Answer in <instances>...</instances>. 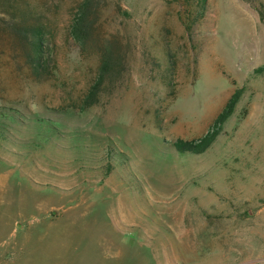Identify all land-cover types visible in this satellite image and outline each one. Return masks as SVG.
Segmentation results:
<instances>
[{
    "label": "rangeland",
    "instance_id": "rangeland-1",
    "mask_svg": "<svg viewBox=\"0 0 264 264\" xmlns=\"http://www.w3.org/2000/svg\"><path fill=\"white\" fill-rule=\"evenodd\" d=\"M79 1L42 0L52 51L40 70L0 25V109L21 115L0 116L12 143L0 140V260L264 264V0H207L204 18L191 0H99L86 51L69 36ZM107 41L122 66L81 112ZM238 90L205 153L175 150Z\"/></svg>",
    "mask_w": 264,
    "mask_h": 264
},
{
    "label": "trees",
    "instance_id": "trees-1",
    "mask_svg": "<svg viewBox=\"0 0 264 264\" xmlns=\"http://www.w3.org/2000/svg\"><path fill=\"white\" fill-rule=\"evenodd\" d=\"M99 0H80L76 6L74 16L69 24V36L78 45L81 51L92 45L97 44L99 35L97 31L96 10ZM207 0H191L187 6L190 9H198L200 18H204ZM50 10L42 0H0V25L5 28L14 38L20 41L27 50V58L35 70L44 67L46 59L51 55L52 42L49 40ZM187 18L185 23L186 31L189 33L193 25L200 18L195 17L192 22ZM99 50V69L96 81L91 85L87 94L80 101L76 108L85 112L96 106L100 102V97L104 92L107 82H113L119 74L118 68L122 66L124 53L116 42L107 41ZM170 66L172 65L169 61ZM256 74L263 75L264 67L256 69ZM242 91H236L218 115L210 130L200 139L193 141H176L173 146L179 153L201 155L205 153L220 136L223 125L235 113L236 107L241 100ZM11 109H0V116L12 121L21 122V115L17 111H7ZM16 112V113H15ZM5 128L0 127V140L5 144L11 145L9 135ZM46 130V129H44ZM51 133L50 129H47ZM43 136L45 142H49V134L38 133Z\"/></svg>",
    "mask_w": 264,
    "mask_h": 264
},
{
    "label": "crops",
    "instance_id": "crops-1",
    "mask_svg": "<svg viewBox=\"0 0 264 264\" xmlns=\"http://www.w3.org/2000/svg\"><path fill=\"white\" fill-rule=\"evenodd\" d=\"M3 168V167H0ZM6 167H4L1 171H0V191H5V188L8 184V181L10 179V175L9 172H7ZM0 264H4L3 261L0 260Z\"/></svg>",
    "mask_w": 264,
    "mask_h": 264
}]
</instances>
